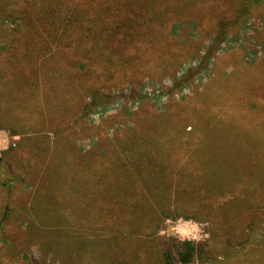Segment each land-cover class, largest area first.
Instances as JSON below:
<instances>
[{
  "label": "rangeland",
  "instance_id": "obj_1",
  "mask_svg": "<svg viewBox=\"0 0 264 264\" xmlns=\"http://www.w3.org/2000/svg\"><path fill=\"white\" fill-rule=\"evenodd\" d=\"M7 1L16 5V0H0V22L1 15L8 13L3 11ZM238 1L241 2L208 0L204 11L199 12V20L195 16H186L168 24L175 39L171 45L172 53L183 55L177 61L181 63L145 62L140 70L127 72L128 80L124 79V73L119 72L112 80L105 81L100 77L88 82L93 85L104 81L107 85L104 89L112 94V99L105 105H95L79 122L77 130H67L56 136L48 122L42 121L43 125H36L35 142H30L24 135L14 134L10 125L0 122V264H110L114 245L118 257L124 253L125 245L130 246L126 248V254L137 253L141 257L140 262L135 260L137 264H168L166 254L170 255L173 264H181L179 241L189 240L194 241L198 248L193 261L188 264H264V201L259 205L257 224L253 226L255 239L251 236L243 245L240 240L248 234L247 227L216 228V218L200 211H197V218L162 216L158 220L161 227L157 229L155 226L146 227V217L135 221L140 217L130 212L114 221L113 213H118L121 208L111 200L104 207L100 204L103 195L81 183H70L59 190L53 188L59 185L54 182V174L60 168L68 170L59 167L61 156L68 151L66 149L76 147L80 157L86 159L103 154L106 146L95 144L103 137L114 141L116 133L131 129L145 109L158 114H166L170 109H180L183 114H209L207 123L210 131L205 137L210 150V162L205 167L209 181L203 182L208 189V198L203 201L221 202L220 191L241 186L239 179L233 180L237 177L240 156L232 155L231 147H239L244 140L262 146V152L255 158V171L258 173L255 180L264 185V3L250 5V14L239 24L228 28L225 39L211 59L206 62L204 58L207 45L215 36L217 19L223 16L228 20L234 19ZM4 22V25L0 24V71L15 76L14 67L11 69L13 72H7L10 67L8 60L14 51L5 46L16 25L10 16ZM192 22H195L194 27ZM162 66H166L168 72ZM24 69L29 72L33 68L27 65ZM186 76L187 81L182 86L168 90L174 80ZM131 85L135 86L138 96L131 95ZM0 102V107L3 104L9 105L8 109L15 106L13 97L4 91ZM41 104L42 113L46 114V103ZM62 105L64 111L66 103ZM7 113L1 109L0 121ZM63 123L58 120L60 126H64ZM198 126V123L194 125L195 132ZM45 135L49 136L47 140ZM37 144L41 145V151L30 159ZM74 156L79 158V155ZM27 159L31 160L29 167ZM28 169L30 178L18 180L17 177H23ZM81 171L96 177L95 168H81ZM38 185L42 186L40 193ZM190 185L198 188V185ZM127 189L114 185L105 190L108 196L112 193L116 196L115 193ZM96 190L102 191L100 188ZM53 191L61 192L58 200ZM84 191L88 194L85 195ZM83 196H86L83 201L78 200ZM227 197L225 195L224 198ZM185 202L188 205L179 207L188 210L175 208V212L193 215L194 209L198 210L194 206L198 205L196 199H186ZM122 203L129 207L132 205L129 199ZM102 208H105L104 216L100 218ZM35 215H41L42 221ZM250 217L251 214H244L239 220L246 222ZM137 244H141V249H135Z\"/></svg>",
  "mask_w": 264,
  "mask_h": 264
},
{
  "label": "trees",
  "instance_id": "obj_2",
  "mask_svg": "<svg viewBox=\"0 0 264 264\" xmlns=\"http://www.w3.org/2000/svg\"><path fill=\"white\" fill-rule=\"evenodd\" d=\"M207 2L208 0H16V5L13 6L7 1L3 11L8 13L1 15L0 24L4 25V19L10 16L16 25L7 37L5 46L14 51V55L8 60L10 67L7 72H13L11 69L14 67L15 76L0 71V97L3 91L7 92L8 96L13 97L15 106L11 105L8 109L9 105L3 104L0 107L8 112L4 118L1 117L0 122L10 125L14 134L24 135L30 142L36 138L33 135L36 133V125H43L42 121L48 122L52 134L56 136L67 130H77L79 122L88 116L95 105H105L112 99V94L104 89L107 86L104 81H97L93 85L88 82L100 77H104L105 81L112 80L119 72L124 73V79H127L130 77L127 74L129 70H140L145 62L162 64L172 61L174 64L179 61L183 55L172 53L171 45L175 39L172 38L168 24L183 20L186 16H195L199 20V12L204 11ZM238 3L234 19L228 20L225 16L217 19L215 36L207 45L204 55L206 62L220 47L228 28L239 24L250 14V5L263 4L264 0H241ZM192 26H195V22H192ZM27 65L33 68L29 72L24 69ZM162 67L168 72L166 66ZM186 81L187 76L174 80L168 90L172 91ZM130 89L131 95L138 96L134 85ZM42 96L45 98L42 99ZM42 102L48 108L46 114L42 113ZM65 103L67 108L62 111V104ZM74 106L76 109H72ZM38 112L40 114L37 116ZM143 112L131 129L116 133L114 141L103 137L97 142L95 146H106V151L101 155L96 154L97 157L86 159L80 157L76 147L66 149L68 151L61 156L59 167L68 170L60 168L54 174V182L59 185L53 188L59 190L70 183H81L82 186L93 188L94 192L103 195L100 204L104 207L111 200L121 208L118 213H113L114 221L134 213L140 217L135 221L146 217V227L155 226L160 229L158 220L162 216L190 218L197 216V211H200L216 218V228L224 230L238 225L240 228L247 227L249 232L242 236L240 244L249 242L251 236L255 239L253 226L257 224L259 205L264 201V185H259L255 180L258 174L255 171V158L262 152V146L248 140H244L237 148L232 145V155L240 156L237 177L233 180L236 182L239 179L241 186L230 191H220L218 195L221 194V202H206L203 199L208 198V189L203 182L209 181L205 172V167L210 162V150L205 140L210 131L207 123L209 114H183L180 109H170L166 114L152 113L146 109ZM58 120L64 121V126H60ZM196 123L199 126L195 132ZM197 133L199 136H195ZM49 136L45 135V140ZM40 146H35L30 159L41 151ZM74 155H79V158ZM29 166L31 160L27 159V167ZM81 168H95L96 177L83 174ZM29 174L28 169L23 177L17 178L27 181ZM190 184L198 185V188ZM40 185L38 193L42 192ZM114 185H122L128 189L115 193L116 196L113 193L108 196L105 189ZM97 188L102 191L96 190ZM53 193L57 198L61 192ZM84 194H88V191H84ZM225 195H228L226 199ZM84 197L86 196L78 200L83 201ZM122 198V201L131 200L132 205L129 207L123 204ZM194 198L197 201L195 203H198L194 206L198 210L194 209L193 215L175 212V208L187 211L188 209H181L179 206L188 205L186 199ZM244 214H251L246 222L239 220ZM41 215L35 216L42 221ZM103 216L104 211L100 218ZM228 243L231 244V241ZM128 247L130 246L125 245L124 253L118 257L114 245L110 264H137L135 260L140 262L141 257L137 253L126 254ZM140 247L141 244H137L135 249H141ZM179 247L181 264L192 262L198 245L191 240L179 241ZM166 260L168 264H173L170 255L166 254Z\"/></svg>",
  "mask_w": 264,
  "mask_h": 264
},
{
  "label": "built area",
  "instance_id": "obj_3",
  "mask_svg": "<svg viewBox=\"0 0 264 264\" xmlns=\"http://www.w3.org/2000/svg\"><path fill=\"white\" fill-rule=\"evenodd\" d=\"M158 92V91H157ZM146 93V92H145ZM148 94V93H147ZM150 94V93H149Z\"/></svg>",
  "mask_w": 264,
  "mask_h": 264
}]
</instances>
